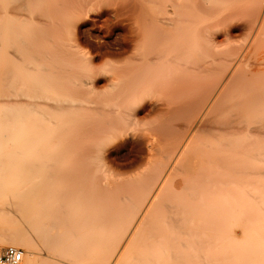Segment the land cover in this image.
I'll list each match as a JSON object with an SVG mask.
<instances>
[{
    "label": "bare ground",
    "instance_id": "obj_1",
    "mask_svg": "<svg viewBox=\"0 0 264 264\" xmlns=\"http://www.w3.org/2000/svg\"><path fill=\"white\" fill-rule=\"evenodd\" d=\"M5 5L11 7L13 26L0 30V57L8 60L0 66V98L6 97L0 101V139L29 135V126L25 132L20 125L27 113L46 105L39 101L38 88L43 87L38 83L44 84L40 80L48 73L54 77L49 86L59 87L61 94L77 88L92 100L84 98L79 108L66 105L68 111L78 110L77 119L51 129L47 146L34 150L26 168L31 187L26 194L23 189L16 207L28 216L25 224L30 221L44 248L18 229L0 235L1 244L39 249L32 257L24 253V264H62L66 253L62 262L71 257V264H233L248 259L244 250L264 252V217L259 215L264 214V147L259 146L264 140V0H5ZM214 14H226L221 32L216 30L219 23L216 28L202 25L205 15ZM129 15H136L132 24L137 26L144 16V61L136 59L131 69L125 66L128 71L122 67L102 81L113 90L109 97L96 78L81 79L95 77L97 69L77 37L67 40L82 17L101 30ZM5 17L0 19L9 23ZM245 33L244 42L235 43ZM131 42L119 44L116 51L106 49L104 55H127ZM247 52L253 60L245 57ZM23 59L29 67L24 63L20 70ZM34 70L41 73L35 75L39 81L23 82V73ZM77 78L81 80L75 84ZM28 89L37 100L22 101L25 113L10 97ZM143 94L141 113L134 112L131 106ZM158 96L164 97L161 108L146 102ZM142 119L157 124L120 145L132 151L144 145L148 167L124 177L117 153L106 147ZM178 119L180 123H172ZM142 163L133 157L123 168H141ZM89 228L98 233L86 245L91 235H83ZM74 234L81 238L76 235V248L69 243ZM60 243L66 252H58Z\"/></svg>",
    "mask_w": 264,
    "mask_h": 264
},
{
    "label": "rangeland",
    "instance_id": "obj_2",
    "mask_svg": "<svg viewBox=\"0 0 264 264\" xmlns=\"http://www.w3.org/2000/svg\"><path fill=\"white\" fill-rule=\"evenodd\" d=\"M2 3H3V1H4V3L2 4V5H4V6H0V13H2L3 12V14H0V15H2L4 18H6L5 16H7L9 19H10V21L8 20V19H6V21H9V23H6V22H4L5 21V19H0V30H2V27L3 26H7L8 28H10L11 26H13V21H11V11H10V9H11V7H7V8H5V6H7V5H5V0H0ZM8 2V0H6V3ZM1 4V3H0ZM9 5V4H8ZM4 8L5 9H7L8 11L6 12V10H4ZM6 12V13H5ZM9 12V13H8ZM26 14H27V12H25ZM219 15V14H218ZM216 15V14H214V15H205V17H204V19H203V21H202V25L203 26H208L209 24V26H213V27H217V24H218V29L216 28V30L218 31V32H221V31H223L225 28H226V25H227V22L224 24L223 22H222V24L220 23L221 21H224L223 19L226 17V14H221V15ZM2 16H0V17H2ZM213 16H215V17H213ZM126 17V18H125ZM136 17V15L134 16V17H132L131 15H129V16H123L122 18H119V20H123V23H121V25H120V22H119V20L117 21V20H112L111 22H109V23H106V24H104V26H103V28L100 30V29H97L96 28V26L94 25L93 26V24L91 23V21L89 20V19H86L85 17H82L81 18V20H77V21H75L74 22V24H73V30H74V33H72L71 35H70V37L68 38V40H67V42H69V41H71V42H73V40H74V37H77L76 39H78V40H76V42L78 41L79 43H81V50H82V52L83 53H85V55H89L90 57H91V59H93L92 60V62H93V66L94 67H96V69H97V75L94 77V76H91V77H89L88 76V74H86V76H88L87 78H89L90 79V81L86 78V76H84V75H81L82 77H81V79H84V81H86V82H91L94 78H96V81L99 83V86H101V88H99V90L100 91H104V92H106V94H107V96L110 94L109 92H111V95L113 94V90H111L112 88L111 87H109V88H105L104 87V85H103V83H102V81L104 82V81H106V80H109V79H112L114 76H115V74L117 73V72H121L122 71V67H125V66H130L129 68L131 69V67L132 66H135V60L136 59H139V60H142V61H144V20H143V18H144V16H142L140 19H139V27L136 25V24H132L133 23V21H134V18ZM221 17V18H220ZM224 17V18H223ZM84 18V19H83ZM133 18V19H132ZM207 18V19H206ZM209 18V19H208ZM212 18H214V19H212ZM212 19V20H211ZM4 22V24H3V22ZM103 20H105V19H103ZM219 21V22H218ZM205 22V23H204ZM225 22V21H224ZM232 23H236V21H233ZM7 24V25H6ZM10 24V25H9ZM134 25V26H133ZM220 25H222V26H220ZM93 26V27H92ZM23 27H29V23L28 24H25V26H23ZM127 28H129L130 30H131V32L132 33H130V30H128ZM140 30V32H139V30ZM22 29V28H21ZM20 29V31L21 32H23V30H24V32H26L29 28H27V30H25V28H23L22 30ZM126 29V30H125ZM99 30V31H98ZM137 30V31H136ZM79 31V32H78ZM83 31H85L84 33H83ZM100 32V33H99ZM80 33V34H79ZM90 33V34H89ZM139 33V34H138ZM78 34V35H77ZM85 34V35H84ZM75 35V36H74ZM83 35V36H82ZM122 35V36H121ZM126 36V39H125V36ZM136 37H135V36ZM245 36H242V37H238L236 40H235V43H237V44H240V43H243L244 42V40L247 38V35H246V33L244 34ZM132 36V37H131ZM129 39H128V38ZM72 39V40H71ZM138 39V40H137ZM143 39V40H142ZM124 40V41H123ZM126 40H132V42H131V50H130V52H128L127 53V55H123V56H121V57H111V56H106V55H104L105 54V52H106V49H107V51H108V49L111 51L112 49H113V51L115 50L116 51V49H120L119 47H120V45L122 46L124 43H125V41ZM137 40V41H136ZM141 40V41H140ZM1 41H3V39H2V37H1V35H0V46H1ZM87 41H89L88 42V44H89V46H88V44H86L87 43ZM107 43H105V42ZM137 43H136V42ZM140 41V42H139ZM142 41H143V45H142ZM100 42V43H99ZM124 42V43H123ZM85 43V44H84ZM122 43V44H121ZM134 45H133V44ZM92 44H94V45H92ZM102 46H101V45ZM113 44V45H112ZM115 44V45H114ZM117 44V45H116ZM120 44V45H119ZM91 46V47H90ZM102 48H101V47ZM107 46V47H106ZM105 49H104V48ZM115 47H117V48H115ZM141 47H142V49H141ZM222 48L223 47H225V44H222V46H221ZM2 47H0V49H1ZM3 49V48H2ZM2 49H1V51H2ZM13 51V50H12ZM75 51V50H74ZM102 51V52H101ZM118 51V50H117ZM74 53V52H73ZM248 54H245V57L246 58H252V60L254 59L253 57H252V52L250 53V52H247ZM74 54H76V53H74ZM91 54H93L92 56H91ZM3 55V51L2 52H0V56H2ZM102 56V57H101ZM3 57V56H2ZM105 57V58H104ZM142 57V58H141ZM1 58V57H0ZM100 58H102L103 59V61L100 59ZM2 59H4V58H1L0 59V66L3 64L4 65V63H6L8 60L5 58L4 60H2ZM4 61V62H3ZM142 61H141V63H142ZM25 62H29V60H26V59H23L17 66H21V65H24V63ZM97 63V64H96ZM26 64L27 63H25V67H29V66H26ZM132 64V65H131ZM142 64H144V63H142ZM2 65V66H3ZM28 65H29V63H28ZM33 65V64H32ZM32 65H30V66H32ZM24 66H21V68L19 67V69L20 70H23V69H25V67ZM23 68V69H22ZM119 68V69H118ZM121 68V69H120ZM126 68V69H125ZM125 68H123V71H125V70H127L128 71V67H125ZM68 70V69H67ZM98 70H99V72H98ZM144 70V69H143ZM109 71V72H108ZM110 71H113V72H110ZM31 72V73H30ZM29 73H23V79H22V81L24 82V79H26L27 81H25L26 83H28L29 81L31 82H36V80L37 81H39V78H37L36 76L37 75H39V74H41V73H39L38 71H33V73H32V71H30ZM67 72V71H66ZM144 73V72H143ZM34 76H33V75ZM74 74V73H73ZM76 74V73H75ZM36 75V76H35ZM21 76V75H20ZM85 78H84V77ZM27 77V78H26ZM30 78V79H29ZM45 78L46 79H44L43 78V80H40L41 81V83H44V84H40V82L38 83L40 86H42L43 88L42 89H39L38 88V90H40V91H42V95H41V99H39V101H41L42 102V99H43V102H45L46 103V105H48V106H43V108H41V110L39 111V106H38V108L39 109H37V107H35L36 109H34L33 107L34 106H31V109L33 108L34 110H37V112L36 111H34L33 109L31 110L30 109V105L28 106L29 107V111H34L35 112V114H34V112H33V114H31L30 116L28 115L29 113H27L26 115H27V121H26V125L23 123L22 125H20V129L21 130H23V131H25L26 132V130H29V129H27L28 128V126H29V128H30V131H31V133L33 132V135L30 133V131H27L26 133L27 134H29V135H22V136H14V135H9V136H7V137H5V138H3V139H0V235H4L5 233H11V232H15L17 229L18 230H20L22 233H23V235H24V237H25V239L28 241V239H29V241H30V239H33V240H35L34 241V243L35 244H37L38 245V247L37 248H39V249H41L42 247H43V243L42 242H39L38 241V238H36L37 237V234H36V237H34L33 236V233H32V231H35L34 230V228L32 227V229H30L31 227H30V225H31V223H30V221H29V223H28V225L27 224H25L26 222H28V220H29V218H28V216H26L25 214H21V212L20 211H18L17 209H18V206L16 207V203H19L18 201H17V198L19 199V198H21L24 194H26L27 192H28V190L30 189V185H31V182H30V174H29V176H28V173H30L31 171H29V169H27V171H26V168H28V164L31 162V159H34V157H33V155H34V153L36 154V151L38 150V149H44L46 146H47V141H48V136H49V132H51V129L52 130H56V128H57V130H60L61 129V127L63 126V124H65V122L66 121H69V119H74L75 120V118L77 117V111L78 110H76V108L75 109H73L72 111H68L67 109H68V107L66 106V105H68V106H74V107H76L77 105H78V107L77 108H79V105H81V102H83V101H85V100H92L91 98H92V95L91 94H89V93H85V94H88L87 96L84 94V97H83V93H81L80 92V90L79 89H77L76 87H75V85L74 86H72V88H76V90L75 89H70V88H68L66 91L65 90H63L62 89V91H64V92H62V94H61V92H60V90L61 89H58L59 87H53V86H49V84L48 83H50V82H52V78H54L53 76H52V73H48V74H46V76H45ZM35 79V80H34ZM79 78H77V79H73V82H76L75 84H78V83H80V80L81 79H79ZM34 80V81H33ZM103 86V87H102ZM45 87V88H44ZM56 90V91H55ZM70 90H71V92H70ZM72 90H75V91H72ZM47 91V92H46ZM21 92V93H20ZM20 92H18V94H16V95H14V96H12V97H10V98H12V99H10V100H13V101H15V99H16V101L17 102H19V104L20 105H22L21 103H22V101L25 103L24 105H27V103L28 104H31L32 102H35L37 99L36 98H33L34 97V95H33V97H32V90H30V89H28V91L27 92H25V91H23L24 93L22 94V90L20 91ZM31 94H30V93ZM57 92V93H56ZM70 92V93H69ZM80 92V93H79ZM19 93H20V95L22 96V98L20 97V95H19ZM64 93V94H63ZM77 93V94H76ZM26 94V95H25ZM29 94V95H28ZM18 95V98L16 97ZM64 95H65V97L67 98V99H65V97H64ZM26 96V97H25ZM46 96V97H45ZM14 97V98H13ZM20 97V98H19ZM23 97H24V99H23ZM32 101V102H30L29 101V99ZM43 97V98H42ZM63 97V99H62V101H59V99H61V98ZM109 97H110V95H109ZM46 98V99H45ZM85 98V100H83ZM90 98V99H89ZM141 98H143L142 99V101H141V99H140V102L138 103H136V106H135V104H133L132 106H131V108H132V110L134 111V112H140V110L142 109V107L144 106V94L142 95V97ZM8 99V98H7ZM25 99H27V100H25ZM2 100V101H1ZM6 100V97L5 96H2L1 98H0V101L1 102H3V101H5ZM19 100V101H18ZM21 100V101H20ZM35 100V101H34ZM164 100V97L163 96H158V97H155V98H153L152 100L151 99H149V100H147L146 102L149 104V105H151L150 103H152V105L153 104H156V106L155 105H153L154 107H156V108H159L160 107V105H161V103H162V101ZM15 101V102H16ZM27 101V102H26ZM56 101V102H55ZM47 102L49 103V104H47ZM62 104L63 105V107H64V105L66 106V107H64V108H66V110L64 109H62V108H60L59 106H57L56 104ZM2 105V104H1ZM91 106H93L92 104H90ZM158 105V106H157ZM52 106V107H51ZM56 106V107H55ZM135 106V107H134ZM1 107V106H0ZM21 107V106H20ZM22 107L24 108V106L22 105ZM55 107V108H54ZM58 107V108H57ZM69 107V110H71V108ZM25 108H27L26 106H25ZM24 108V109H25ZM161 108V107H160ZM23 109V110H24ZM28 112L26 109L23 111V112ZM64 111V112H63ZM25 112V113H26ZM31 113V112H30ZM72 113V114H71ZM74 113H75V115H74ZM141 113V112H140ZM33 115V116H32ZM72 116V117H71ZM76 116V117H75ZM69 117V118H68ZM67 119V120H66ZM77 119V118H76ZM65 122H64V121ZM143 120V119H142ZM142 120H140L139 122H138V125L135 127H132V128H129V131H128V129L126 130V131H124L123 132V135H122V133L120 134V135H118V138H116V139H113L112 140V143H110L107 147H106V150H111V151H113V152H116L117 153V156H118V158L120 159V160H118V162H119V164L120 165H122L123 167H125V165H127L128 164V162L133 158V157H137L138 158V160H140V161H143V163L140 165L141 166V168L138 166L137 168H134V169H130V168H120L119 169V171H120V173H122L123 175H124V177H127L128 175H134L136 172H137V170H138V172L139 171H144V170H146L147 169V167H148V165H144V160H146V155L147 154H145V153H147V149H146V147L144 146V145H140L137 149H135V151H132L130 148H129V146L127 147V145L125 146V145H120L121 143V140H123L124 138H132L133 136H144V129H147V128H152L154 125H156L157 124V122L156 121H154V122H145L144 120L142 121ZM179 120V119H178ZM55 121H57V122H55ZM177 120H175V121H172V123L173 124H175V123H180V120L179 121H177ZM58 124H61V126H59ZM22 126V127H21ZM51 126V127H50ZM146 126V127H145ZM2 127L4 128V125L2 124ZM27 127V128H26ZM56 127V128H55ZM18 128V127H17ZM0 129H1V127H0ZM30 134H31V136H30ZM128 134V135H127ZM122 135V136H121ZM30 136V137H29ZM44 138H45V140H44ZM121 138V139H120ZM120 139V140H119ZM45 141V142H44ZM262 141V142H261ZM40 144H43V145H40ZM259 146L260 147H264V140H262V139H260V141H259ZM36 148V149H35ZM140 149V150H139ZM34 150H36V151H34ZM128 150H129V153H128ZM135 153V154H132V153ZM138 152V153H137ZM145 154V155H144ZM133 155V156H132ZM144 155V156H143ZM35 156V155H34ZM30 157V158H29ZM126 157V158H125ZM128 157V158H127ZM117 158V159H118ZM128 161V162H127ZM126 162V163H125ZM13 163H15L14 165H12ZM27 164V166H26V164ZM24 165H25V167H24ZM12 167V168H11ZM144 168H146V169H144ZM123 170V171H122ZM260 170H262V169H260ZM263 177V178H262ZM25 178H26V182H28L27 184H28V186H29V188L28 187H24V186H26L27 184H25L26 182H24L25 181ZM27 178H28V180H27ZM261 178L262 179H264V174H263V176H261ZM259 179H260V176H259ZM261 180V179H260ZM262 182H263V184H264V180H262ZM261 182V183H262ZM260 183V186H261V188H264V185L263 184H261ZM23 189H25V191H24V194H22V196L20 197V193L22 192L23 193ZM27 190V191H26ZM26 192V193H25ZM26 197H27V195H25V199H22V200H26ZM23 198V197H22ZM20 200V199H19ZM23 203V202H22ZM20 204H21V201H20ZM18 205V204H17ZM20 209V208H19ZM260 216H262V217H264V214H259ZM23 216V217H22ZM26 218V219H25ZM21 228L23 229V231L21 230ZM30 229V230H29ZM91 229V232L90 233H88L87 231H84V233H85V235H83V236H87L86 234H90L91 236H87V238L85 239V244L86 245H88V240L87 239H89V240H91V239H93L92 237L94 236V238H96L95 237V235H97V233H98V230H96L97 231V233H95V235H93L94 234V232H96L95 231V229H92V228H89L88 229V231ZM75 232L76 230H72L71 232ZM25 232V233H24ZM73 232V233H74ZM77 233V232H76ZM82 232H80V234H81ZM93 233V234H92ZM68 234V233H67ZM66 234V235H67ZM79 234V233H78ZM78 234H74V236H80V235H78ZM2 235V236H3ZM65 235V236H66ZM72 235V234H71ZM81 235V236H82ZM93 235V236H92ZM0 237V239L1 238H3V237ZM5 236V235H4ZM68 236H70V234H68ZM68 236H66L65 238H67ZM70 237V240L72 241V242H69V239H66L69 243H70V245H72V247H74V248H76V246H75V242H77V236H76V239H75V237ZM83 236H82V238H83ZM27 237H30V238H28L27 239ZM32 237V238H31ZM69 238V237H68ZM80 238V237H79ZM91 238V239H90ZM81 239V238H80ZM33 240H31V241H33ZM76 240V241H75ZM94 240V239H93ZM75 241V242H74ZM39 242V243H38ZM74 242V243H73ZM79 242H80V240H79ZM87 242V243H86ZM83 243L84 242H82V247H84L83 246ZM40 244H41V246H40ZM80 244H81V242H80ZM79 244V245H80ZM4 244H1L0 243V256L2 255V252H3V250L5 249V248H8V247H13L12 245H4ZM36 245V246H37ZM63 245H65L64 243H60V245L58 246L57 245V247H58V252H60V251H62L63 252V250L66 252V250H67V248H66V246H63ZM14 248H16V249H19V250H21L22 252H23V254L25 253V255H27L26 257H28V255H29V257H32L30 254H33V256H35V254L34 253H36V251L37 250H39V249H34V251L32 250L31 252L29 251V249L26 247V245H24V247L23 246H19V247H14ZM44 248V247H43ZM56 248V247H55ZM54 248V249H55ZM64 248V249H63ZM27 249H28V251H27ZM66 249V250H65ZM70 249H71V247H70ZM56 251V250H55ZM33 252V253H32ZM38 252V251H37ZM40 252V251H39ZM244 252H245V250L242 252L243 254V256L245 255V257H247L248 259H244L245 260V262H244V260L243 261H240V262H233V264H252V262H249L250 261V259H252L251 257L253 256L254 257V259H253V261H255V263H256V259H258L257 258V256H256V258H255V254L256 255H258L259 253H261V255L262 256H264V252H259L258 253V251L257 252H255V250L254 249H251V250H247L245 253L246 254H244ZM248 252V253H247ZM55 253H57V252H55ZM255 253V254H254ZM61 254V253H60ZM63 254V253H62ZM60 255L61 256V258L63 257V255L65 256L66 255V258L68 259V257H67V253L66 254H63V255ZM252 256H251V255ZM250 255V256H249ZM260 254L258 255V256H261ZM24 257L25 256H23V259H24ZM70 257V256H69ZM56 258H57V255H56ZM60 257H59V255H58V258L57 259H59ZM60 258V259H61ZM65 257H63V260H60L61 261V263L62 264H67V263H69V264H71L70 263V259H71V257H70V259H69V262L67 261V263H63L62 261H64V259H66ZM72 260V259H71ZM261 261V262H260ZM65 262H66V260H65ZM254 263V262H253ZM254 263V264H255ZM258 264H264V257H260L259 258V262H257ZM24 264V263H23Z\"/></svg>",
    "mask_w": 264,
    "mask_h": 264
},
{
    "label": "built area",
    "instance_id": "obj_3",
    "mask_svg": "<svg viewBox=\"0 0 264 264\" xmlns=\"http://www.w3.org/2000/svg\"><path fill=\"white\" fill-rule=\"evenodd\" d=\"M23 252L14 247L5 248L1 255V262L3 264H22Z\"/></svg>",
    "mask_w": 264,
    "mask_h": 264
}]
</instances>
